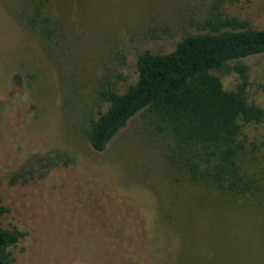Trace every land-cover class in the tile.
<instances>
[{
    "label": "rangeland",
    "instance_id": "obj_1",
    "mask_svg": "<svg viewBox=\"0 0 264 264\" xmlns=\"http://www.w3.org/2000/svg\"><path fill=\"white\" fill-rule=\"evenodd\" d=\"M62 9L74 57L50 55L30 31L0 12V227L28 237L27 250H12L14 264L66 263L73 257L70 245L79 247L77 235L92 232L99 218L114 213L119 221L123 212L139 209L150 240L156 237L168 258L176 240L160 224L159 212L177 174L168 158L173 141L143 112L104 153H94L84 132L105 108L99 85L109 81L122 92L135 83L131 53L144 28L166 26L160 46L149 47L168 53L215 14L264 29V0H68ZM237 65L247 67V102L264 110V54L213 71L225 90L243 83L233 70ZM240 142L239 167L253 186L228 205L233 211L235 204L242 206L247 216L237 220L245 235L239 264H264V119L244 123ZM116 233L124 232L119 227Z\"/></svg>",
    "mask_w": 264,
    "mask_h": 264
},
{
    "label": "trees",
    "instance_id": "obj_2",
    "mask_svg": "<svg viewBox=\"0 0 264 264\" xmlns=\"http://www.w3.org/2000/svg\"><path fill=\"white\" fill-rule=\"evenodd\" d=\"M66 2L0 0V12L30 31L50 55L74 57V46L66 41L69 19L62 12ZM165 27H147L138 35L140 43L131 53L135 57L134 84L122 92L109 81L99 85L105 108L88 121L84 133L92 151L102 154L143 112L157 121L159 131H166L173 141L168 158L177 174L161 202L159 218L160 224L172 229L176 250L164 257L160 243H154L155 233L151 234L153 242L150 240L144 210H130L120 214L119 221L114 213L112 218H99L92 232L77 235L79 247L70 245L73 261L68 258L59 264L240 262L245 235L237 220L247 216L241 214L242 206L235 204L237 210L233 211L228 205L253 186L252 181L244 180L247 174L239 167L244 148L240 135L244 123L264 119V110L247 102V67H234L243 83L233 91L225 90L213 71L264 54V29H249L246 22L215 14L202 22L200 32L180 38L170 52L156 53L149 46H160ZM163 188L161 185L164 193ZM119 227L122 236L116 233ZM27 238V232L0 227V264H14L12 250L19 246L27 250L23 246Z\"/></svg>",
    "mask_w": 264,
    "mask_h": 264
}]
</instances>
